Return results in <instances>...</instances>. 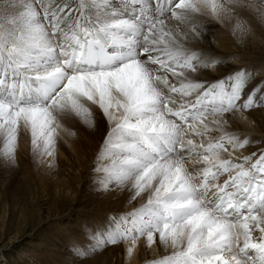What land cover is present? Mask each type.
<instances>
[{"label":"snow or ice","instance_id":"snow-or-ice-1","mask_svg":"<svg viewBox=\"0 0 264 264\" xmlns=\"http://www.w3.org/2000/svg\"><path fill=\"white\" fill-rule=\"evenodd\" d=\"M233 3L10 0L14 12L0 15V158H14L21 128L34 151L51 156L58 118L91 123L90 102L110 125L97 155L112 161L97 169L102 186L130 184L132 200L147 196L86 234L93 249L127 241L130 256L143 237L149 248L173 249L147 264H264V151L234 160L257 142L224 131L226 114L264 106V81L250 86L254 74L243 68L212 83L189 80L186 72L219 62L169 44L177 31L188 37L182 26L198 5L220 16ZM254 11L264 19V8Z\"/></svg>","mask_w":264,"mask_h":264},{"label":"bare ground","instance_id":"bare-ground-1","mask_svg":"<svg viewBox=\"0 0 264 264\" xmlns=\"http://www.w3.org/2000/svg\"><path fill=\"white\" fill-rule=\"evenodd\" d=\"M193 1L195 2V0ZM220 1L221 0H217L218 3H220ZM245 1H243L245 4H243L242 1L240 2L243 5H251V8L249 7H245V8L243 7V8L255 13L253 18L249 19L247 14H245L241 9L239 10L238 8H235L234 10L230 11L224 17H222L223 15L214 16L213 14H211L209 9L205 8L202 5H198L201 8L200 11V13L202 14L200 16L201 18L194 15L191 24L182 26L184 30L189 34L188 37L185 38L182 33L177 31L174 40H169V44L173 47L182 46L183 48L188 49L190 52L192 51L197 52L200 54L201 60H206V58L204 57L208 56L209 54H212V52L206 53V51L210 50L211 48H214V45L212 44L213 43L212 39L217 36V35L215 36V34L217 30L219 31V28H221L220 26H222L223 29L225 28L224 33L223 35L221 34L223 31L222 30L221 33L219 32V34L222 36L221 39L223 40L224 44L227 42V40L230 42H234V49L236 52H243L244 54L251 56L255 62L264 60V46H262V44L264 45V19H261L259 14L256 11H254L255 8H264V5H261V3H258L256 0H245ZM9 2L10 0L0 1V15H11L14 12L12 8L7 7ZM217 17L223 18V25H220L222 22L219 24L216 21ZM193 24L202 26L195 35L192 34ZM171 27L175 29L178 26L173 24L171 25ZM191 42H193V44ZM239 55L240 54L237 53L229 55L230 57L234 56L233 59H235V62H227L230 59H227L226 55L223 53L220 58L221 64L217 63L216 66L219 74H217L218 73L217 71L215 72L216 74H214V72L211 73L208 71H203L201 73L198 70L199 72L196 71L194 73L186 72V76L189 80H193V81L199 80L207 83H212L218 80V78L220 77L222 78L223 75L228 74L227 72L233 73V70H235L236 67L232 64H238V62H240L237 61L238 58L239 59L241 58ZM240 65L243 66V64ZM242 66H239L238 68H241ZM247 67L251 68L252 71L254 70L252 65H247ZM259 67L260 65L257 66L255 69ZM169 79L171 83H178L177 81L172 79L170 74H169ZM88 104L90 105L89 106L90 108L91 107L90 102ZM94 110L97 113L96 115L93 114ZM89 112H90V116L88 117V120L91 123H86L83 117L77 116L74 113L68 115H62L58 118L60 127L57 129V133L59 134L56 135V140H55V146H56L55 149L57 150L55 151L54 149L53 152L54 158L53 160H51L48 166H49V171L51 170L50 173L51 174L54 173L52 176H55L57 174L61 175L60 176L61 181L58 187L60 185L65 187V189L62 190L64 194H68L66 192L67 190L68 191L70 190L71 194L74 192L75 193L78 192L76 188H78L80 184L77 185V183L79 182L81 183V185L82 184L84 185L86 183V178L93 175L92 167L94 165H99V167H103V164L101 163H104L105 161L107 162L106 165L112 163L110 159H103L99 162L97 161V155L102 146L101 143L103 144V141L109 132V128H110L109 122L107 121L102 110H100L98 106L92 105V109ZM98 116H102L103 118L99 119ZM211 119L213 118L209 117V120ZM224 119L228 121L227 128L224 129V131H227L229 133H234L236 135H242L240 136L241 139L248 138L250 141L257 142L250 144L244 150L233 152L231 154V156H234L233 158H237L239 160L243 156L250 155L253 152H257V154H259L260 151H264V106H262V108L255 107L251 110L245 111L243 115H241L240 113L226 114ZM22 130L25 131V133H23ZM255 133L261 135L262 137L253 136L255 135ZM221 134H222L221 132H215L213 133V137L219 136ZM17 141L20 149L18 150L22 153L18 152L17 150L16 151L18 152L19 156H21V154L24 153L23 154L24 157H18L23 163L22 166L25 165L27 167L26 169L34 170L32 171L33 174L36 173L32 175L34 176V180L37 181V183L39 184L38 187L41 194L39 195V197L37 196V201L41 200L40 207H42L45 204V200L49 198L48 188L50 190L51 187H49V184L47 183V177L49 178V175L51 174L50 173L47 174V172L40 173V171L36 172L35 171L36 169H34L35 168L34 165H36L38 159H40L45 154H41L40 152L33 150V146L31 144L30 131H26L23 128H21ZM18 144L16 145L17 147ZM40 147L42 149L43 147L42 142ZM229 151L231 152V149H229ZM92 162H95V164H93L92 167H90ZM190 164L191 162H188L186 164V167H190ZM19 165L17 168L21 167ZM96 171L97 173L94 176L97 177V180L95 181H98V184L96 183L97 185H93L92 187H94L95 190L98 189L97 191L100 192L102 190V181H104L105 173L98 170ZM44 175L46 177H44ZM65 177L67 178V180H65L66 182H64L63 180ZM130 187L131 185L128 188L124 187L123 188L124 190H118V191L116 190L117 192L116 193L113 192L114 195L107 199L105 205L101 207L103 214L106 216H102L103 220L99 221L95 227L94 225L92 226L90 225V229L93 235H95L96 229L98 228L104 229L106 227L110 217H116L123 214L131 213L133 210L138 209L142 204L146 202L147 199L146 195H142L141 197L132 200L131 197L133 193L130 191ZM98 202H100V200ZM73 204L74 203H72V205ZM72 205L70 207H72ZM85 216L87 217V219L90 217L89 215H85ZM81 230L83 234L88 232L85 225L81 226ZM257 235L258 233H256V235L254 236V239L256 238ZM85 243L87 244L94 243V241L88 239L87 242ZM109 245H112V250H110V252H107L108 255L104 254L102 256V258L99 261V264H147L149 260L158 259L160 257L170 254L173 251V249L171 248L165 251L159 245L158 242L152 244V246L149 248L146 246L145 238L143 237L139 238L136 241V247L130 256L127 253V248L131 246L130 242L123 241L116 244H107L106 246Z\"/></svg>","mask_w":264,"mask_h":264},{"label":"rangeland","instance_id":"rangeland-1","mask_svg":"<svg viewBox=\"0 0 264 264\" xmlns=\"http://www.w3.org/2000/svg\"><path fill=\"white\" fill-rule=\"evenodd\" d=\"M240 1L245 4L243 2L245 0H235V3L230 4L229 7L232 8V10L235 8H238L239 10L241 9L245 14H247L249 19L253 18L255 13L244 9L245 7L243 8L237 6L238 4H241ZM256 1L261 3V5H264V0ZM220 3H228V0H221ZM195 15L201 18L200 16L202 14L199 12ZM224 16L225 15L222 17ZM222 17H217L219 19L216 18V21L219 24L222 22L220 25H223ZM220 27L222 29L219 28V31L217 30L215 34V36H217L215 38L212 37V44L214 45V48L206 51V53L212 52V54H209L204 58H206V60L215 59L219 62V64H221L220 58L223 53L226 55L227 59H230L227 62H235V59H233L234 56L230 57L229 55L234 53L240 54L239 56L241 58L237 59V61H240L238 64L229 63L236 67L233 72L243 68L248 72L253 73L254 76L249 81V85L264 81V60L255 62L251 56H248L243 52H236L234 49V42L227 40V42L224 44L223 40L221 39L222 36L219 34V32L221 33L223 30L221 33L223 35L225 28L223 29L222 26ZM191 43L193 44V42ZM262 46L264 45L262 44ZM240 64H243V66ZM238 65L242 67L238 68ZM247 65H252L254 70L252 71L251 68L247 67ZM259 65L260 67L255 69ZM216 66L210 67L208 69L198 68L197 71L199 70L201 73L203 71H208L211 73L214 72V74H216ZM227 73L228 74L223 75L222 78L231 74L232 72ZM217 74H219V72ZM219 79H221V77L218 78V80ZM262 87H264V85H262ZM89 106V104H86V107L89 108ZM91 109L92 105L89 108V111ZM93 114H97L95 110ZM98 118L101 119L103 117L98 116ZM22 132L25 133L23 130ZM237 136L240 137L242 135ZM253 136L262 137L256 133ZM55 147L56 146H54V149ZM18 149L19 144L18 147L16 146V150L20 152V149ZM56 150L57 149H55V151ZM17 151H15L16 155H14V158L11 161L0 158V167L2 166L0 168V173L2 176L4 175L3 177L0 175V264H99L102 256L104 254L108 255L107 252L112 250V245L100 246L99 248L93 249L91 247L93 243H85L88 240H86V234L93 235L90 225H94L95 227L99 221L103 220L102 216H106L103 214L101 207L105 205L107 199L112 197L118 190H124V187L128 188L130 184L124 187H117L113 185L111 187H107V189L105 186H102V190L98 192V189L96 188L97 190H95L92 186L98 184V181H95L97 180V177L94 175L97 173L96 170L101 167H99V165H94L92 167V165L95 164V162H92L90 167H92L93 175L86 178V183L84 185H81L79 182L77 183V185L80 184L78 187L79 189L76 188L78 192H74L72 195L71 191L67 190L66 192L68 194H64L62 190H64L65 187L62 185L58 187L61 181V175L57 174L52 176L54 173L51 174V170L49 171L48 164L51 162V160H53V154L51 156L45 154L40 159H38V162L36 165H34L36 172L40 171V173L47 172V174H51L49 175V178L47 177V183L49 184V187H51L50 190L48 188L50 196L48 195L49 198L45 200V204L40 207L41 200L37 201V196L39 197L41 194L38 187L39 184L34 180L33 176L36 173L33 174L32 171L34 170L26 169L27 167L25 165L22 166L23 163L18 157H24V153L19 156ZM233 157L234 156H231L232 159L238 160L237 158ZM101 164L105 166L107 162L105 161ZM18 165L21 167L17 168ZM44 177L46 176L44 175ZM63 180L66 182L65 180H67V178L65 177ZM98 199L100 202H98ZM72 203L74 204L72 205ZM71 205L72 207H70ZM85 215H89L90 217L87 219ZM84 225L88 230V232L85 234H83L81 230V226ZM255 235L256 233H254V236ZM77 248H80L85 254L77 255Z\"/></svg>","mask_w":264,"mask_h":264}]
</instances>
